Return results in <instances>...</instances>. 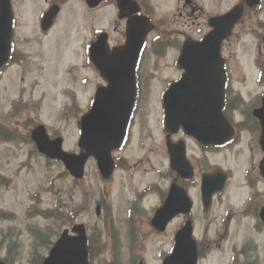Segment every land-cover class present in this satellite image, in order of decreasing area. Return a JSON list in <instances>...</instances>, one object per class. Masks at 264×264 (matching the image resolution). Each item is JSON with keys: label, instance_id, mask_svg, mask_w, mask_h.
<instances>
[{"label": "rangeland", "instance_id": "1", "mask_svg": "<svg viewBox=\"0 0 264 264\" xmlns=\"http://www.w3.org/2000/svg\"><path fill=\"white\" fill-rule=\"evenodd\" d=\"M151 1L160 8L158 17L163 16L170 21L176 19L177 0ZM239 1L215 0L214 5H210V0L202 1L206 10L205 15L197 20V28L204 23L207 25L208 13H224ZM21 2L19 0V5L23 8ZM77 6L78 3H74V8ZM69 10L70 7L62 20L70 16ZM72 11L70 23L74 25V20H78V28L71 38H67V34L59 36L61 32L58 28L53 36L43 38L41 44L29 41L25 46L26 52L30 53L29 62L26 61L21 68L16 65L6 67L0 79V213L9 219L0 221V245L3 232L19 234L16 239L7 240L0 247V255H7L10 264H43L42 260L51 246L35 250L30 231L33 230L35 234L34 230L38 228L50 230L49 233H54L53 243L61 231L76 222L85 223L89 229L93 264H138L139 259H144L147 264H161L175 244L176 232L185 222L184 217L179 216L164 232L156 231L151 225L152 212L162 202L164 190L161 188L169 182L166 173L170 162L162 134V118L157 108L161 110L158 97L163 86H166V79L177 76V72L166 67L165 62L170 60V55L161 61V70L146 66L149 70L143 71L145 80L140 82V99L135 118L140 125L137 129L135 126L131 141L120 153L121 168L117 169L108 184L100 177L94 160H89L85 178L77 181L65 170L63 163L41 155L30 139L32 128L43 123L51 137H64L65 150L78 151L80 116L90 107L91 97L103 81L90 64H80L87 54L89 30H81L79 26L86 24L84 11L81 10L78 16ZM108 12H101L102 23L106 22ZM254 13L259 24L252 30L250 27L244 28L253 21L249 12L238 26L237 39L226 50L231 58L233 84L245 96L253 95L259 89L253 81V61L260 45L256 35L264 29V12ZM178 21L182 24L185 19ZM34 22L32 19L33 26ZM172 25H177L176 21ZM178 28L182 30L181 26ZM183 28L192 33L194 25L188 24ZM154 39L155 36L153 42ZM152 77L157 79L150 81ZM248 140H251V134ZM249 148L255 155L260 154L257 143H252L251 147L249 143ZM237 159L235 152L234 161ZM247 167L244 159L232 167L237 179L212 208L210 214L224 226L222 234L226 237L220 243H213L212 256L201 260L200 264H231L232 255L239 253L246 238L259 242V260L260 264L264 263V232H257L245 208L247 217L242 211L246 200V187L243 186L247 181L246 176L251 178L258 174L252 168L247 171ZM228 168H231L230 165ZM149 185L153 192L142 193V208L130 213L131 199ZM260 188L264 190V184ZM240 189L242 193L236 195ZM100 195L106 196L112 205L111 216L106 220L104 214L99 215L96 209L95 199ZM191 196L195 201V233L199 237H209L205 234L208 230L211 237L216 226H208L212 217L204 218L199 186L192 190ZM41 209H50L54 218L37 215Z\"/></svg>", "mask_w": 264, "mask_h": 264}, {"label": "flooded vegetation", "instance_id": "2", "mask_svg": "<svg viewBox=\"0 0 264 264\" xmlns=\"http://www.w3.org/2000/svg\"><path fill=\"white\" fill-rule=\"evenodd\" d=\"M76 1L77 0H22L21 3L23 8H21L19 0H8L9 13L11 15V51L10 60L6 67L10 68V66L16 65L21 68L20 66L26 61L28 63L30 53L26 52L25 46L29 44V41H38L41 44L43 38L53 36L55 30H58V28L60 29L59 32H61L59 36H65L67 34V38H71L72 33L76 32L78 28V24H76L78 20H74V25L70 23L72 17L71 10H73L72 14H76L77 16L81 10L85 13L86 24L79 26L81 30H89L88 37H90V40L87 43V54L82 64L85 65L88 63L94 69L95 67L91 60V50L95 42L103 38L104 43L109 47V50L112 51L116 47L125 44L127 41V25L129 19L136 18L138 21L144 20L148 31L144 47H141L137 58L136 81L138 95L133 110L134 113L132 118L129 119L128 127L125 132L124 142L121 146L122 150L113 152L115 160L114 175L117 169L121 168L120 153H122L123 149L131 141L135 126L137 129L140 125L139 121L135 118L140 99V82L145 80L143 71L158 68L161 70V66H159L161 61L170 55V60L165 62L166 67L173 70V72H177V76L168 80L166 79V86L165 88L163 86V90L158 97L161 110L157 108L162 118V134L166 140L165 147L170 162L166 173L169 182L164 188H161L164 190L162 202L152 212L151 225L155 211L164 205L163 202L165 198L170 194L174 186L188 193L193 200V209L195 208V201L191 196L192 190L196 186H199L204 218L210 219L212 217L213 219L214 216L210 213L214 204L223 198L233 181L237 179L232 167L234 168L238 165L239 160L244 159L248 165L247 171L249 168H252V171L255 170L258 174L256 177L252 176L251 178L246 176L247 181L243 184V186L246 187V200L245 204L242 206L243 215L247 217V214H244L245 208L251 225L256 228L257 232H264V217L261 215L264 210V190L260 188V186L264 184V175H262L260 171V164L264 161V146L261 143V123L255 114V111L262 107L264 99V51L262 49V47L264 48V29L259 31L262 37L256 40L260 42V51L255 57L256 67L254 70L255 73H253V81L259 89L253 95L245 96L240 89L235 88L233 84L234 74L230 68L231 58L226 54V50L230 49L233 41L237 39L236 36L238 34L239 24L249 12H251L253 21L251 25H247L244 28L247 29L250 27V30H252L255 25L259 24V20L256 18L253 9L246 8L245 15L239 24H237L234 35L224 42L222 49L224 58H222L221 55H193L194 50L193 47H191V43L202 40L211 30V26L209 25L210 18L221 14L216 12L208 13L206 15L207 25H204V23L203 25L201 24L202 27L197 28V20L205 15L206 9L203 5L204 0H177L178 8L175 14L176 19L172 21H170L169 18H163V16L158 17L157 14L160 12V8H157L151 0H132L133 4L127 9L124 5H122V8L120 7L121 0L120 3L118 0ZM74 3H78L76 8H74ZM214 4L215 0H210V5ZM71 6H73L72 9ZM68 7H70V16L62 20L64 13L66 16ZM101 12H108V16L105 17L106 22L104 23H102V19L100 18ZM32 19L35 20L34 26L31 23ZM179 19H185V21L180 24L181 22H177ZM254 20L256 24H254ZM175 21L177 25H172ZM188 24H191V26L194 25L191 31L192 33L186 32L184 30L185 28H183V26L185 27V25ZM171 25L173 28H171ZM169 26L170 28H167ZM178 26H181L182 30H180ZM33 29L35 30L33 31ZM153 36H155L154 42ZM38 55L39 54H36L35 56ZM198 61L202 66H206L204 78L199 81L191 79L190 86L209 85L207 86L208 88L199 89L198 92L201 94L200 97L214 98L217 95V91L213 86L221 85V75L223 72L226 77L224 83L223 113L230 125L222 126L221 121L216 122L215 120H210L207 122L201 120L198 134L189 132L184 127L167 131L164 126L165 105L163 103V97L165 102V94L174 87H177L184 77L188 75L189 65H194ZM146 66H149V69ZM152 79L156 80L157 77H152L150 81H152ZM102 84L105 85L107 83L103 80ZM99 85L100 83L98 86ZM190 86L183 91L188 96L192 91ZM174 92L175 90L171 91L169 99H171ZM92 102L93 96L90 100V103ZM237 113H239L238 116H236ZM203 114L204 112H200V115ZM250 134L251 140L249 141L248 138ZM222 136H225L223 141ZM249 143L250 147L252 143H257L260 154L255 155L253 151H251L252 148H249ZM243 149L245 152H242ZM235 152L238 156L237 161H234ZM174 161L181 165L180 172L170 167L171 165L173 166ZM182 161L185 163V170L182 166ZM229 165L231 168H228ZM114 175H112L113 177L111 176L112 178L104 180L103 182L108 184L113 180ZM221 178L224 179V186L222 189H219L218 186L222 182ZM150 185L141 189L139 193L131 199L130 213H136L142 208V193L146 194L151 192ZM239 193H242V189L238 190L235 194L237 195ZM95 204L97 213L99 215L104 214L105 220L109 219L111 216L110 207L112 206L109 199L106 196L100 195L95 199ZM193 209L190 216L184 215L183 217L185 221L189 218L192 219L200 261L207 260L212 256L211 251L213 250V243H220L221 240L225 239L226 236L222 234V230L225 228L221 226L219 221L216 222L217 218H214L210 221V224H208L209 227L213 225L216 226L213 231L214 235L210 237V232L207 230L205 234H208L209 237H204L203 235L199 237L195 233L196 218L193 216ZM205 214H207V216ZM1 220L9 219L7 215L0 213V221ZM130 221L131 220L128 222ZM217 225L219 226L217 227ZM132 226H134V223H132ZM18 235V232L13 234L6 233V231L3 232V240L0 247L3 246L7 240L12 241L16 239ZM259 249L260 244L257 240L246 238L243 241V246L239 253H234L232 255L231 264H260ZM7 257V255H0V259L10 264ZM142 260L145 262L144 259H139V262Z\"/></svg>", "mask_w": 264, "mask_h": 264}, {"label": "water", "instance_id": "3", "mask_svg": "<svg viewBox=\"0 0 264 264\" xmlns=\"http://www.w3.org/2000/svg\"><path fill=\"white\" fill-rule=\"evenodd\" d=\"M131 0H121V5L129 7ZM250 6H258L260 0H247ZM242 8L236 7L227 15L219 18L216 29L210 33L204 41L194 46L193 55H219L220 41H222L230 31V27L241 15ZM220 25V26H219ZM148 29L144 20H130L127 43L110 53L106 46L99 41L94 50L98 53L95 58L97 64L105 67L106 72L112 74L113 70L108 68L119 66V78L110 79L108 88L101 87L96 95L93 109L83 117L82 134L80 146L84 149L80 154L69 153L63 149V139H50L45 126H38L32 133L40 151L47 156L62 160L71 174L77 178H82L87 159L94 156L105 178H109L114 168L111 157L112 150L120 145L126 131L129 116L131 114L137 88L135 82V65L139 51L143 46ZM11 44V15L7 0H0V69L9 57ZM111 60V62H107ZM112 65V66H110ZM108 66V67H107ZM206 66H202L198 61L194 65H189L188 75L181 83L165 94L167 105V126L177 127L183 124L185 128L198 132L201 120L209 118L220 122L226 126V121L222 115L224 83L222 76L221 85L213 86L217 91L214 98L200 97L199 89L208 88L209 85L190 86L191 79L199 81L204 78ZM103 72V70H102ZM115 72V70H114ZM104 73V72H103ZM115 74V73H113ZM192 89L188 96L183 92L187 87ZM175 90L171 99V91ZM177 90V91H176ZM179 90V91H178ZM200 112H204L200 115ZM264 109L262 111V142L264 143ZM176 162L173 167L180 171V166ZM261 171L264 175V161L261 164ZM186 175V174H185ZM222 179V178H221ZM224 179L218 186L222 189ZM192 202L187 194L180 188L174 186L164 206L159 209L153 218V225L160 231H164L170 220L179 214L190 212ZM261 215L264 217V210ZM70 233L69 229L64 230L59 240L51 250L50 255L45 259L44 264H90L88 252V238L86 227L83 224H76ZM199 254L197 243L193 238V225L189 220L183 228L178 230L175 236V246L163 264H198ZM0 264H5L0 261Z\"/></svg>", "mask_w": 264, "mask_h": 264}, {"label": "trees", "instance_id": "4", "mask_svg": "<svg viewBox=\"0 0 264 264\" xmlns=\"http://www.w3.org/2000/svg\"><path fill=\"white\" fill-rule=\"evenodd\" d=\"M41 215H44L45 217H49V212L42 211L40 212ZM50 230H37L35 231V238H36V244L35 247L38 249L39 247L45 246L50 247L52 244V239L54 238V233H49Z\"/></svg>", "mask_w": 264, "mask_h": 264}]
</instances>
